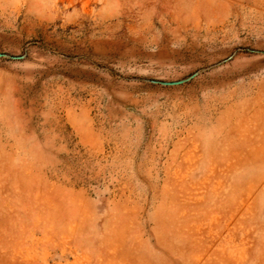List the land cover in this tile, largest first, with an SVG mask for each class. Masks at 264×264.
I'll list each match as a JSON object with an SVG mask.
<instances>
[{
  "label": "rangeland",
  "instance_id": "rangeland-1",
  "mask_svg": "<svg viewBox=\"0 0 264 264\" xmlns=\"http://www.w3.org/2000/svg\"><path fill=\"white\" fill-rule=\"evenodd\" d=\"M0 264H264V0H0Z\"/></svg>",
  "mask_w": 264,
  "mask_h": 264
}]
</instances>
